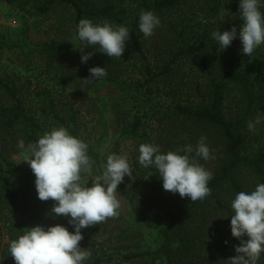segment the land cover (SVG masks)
<instances>
[{"label":"rangeland","instance_id":"obj_1","mask_svg":"<svg viewBox=\"0 0 264 264\" xmlns=\"http://www.w3.org/2000/svg\"><path fill=\"white\" fill-rule=\"evenodd\" d=\"M46 1L14 0L7 3L0 0V78L14 87L24 101L25 113L37 122V139L46 131L63 126L71 135L88 144V149L98 158V163L93 164L95 175L102 174L109 154L127 156L134 174L132 177L126 176L118 185L121 201L119 215L82 229V234L84 239L91 241L88 245L93 247L95 255L103 258L102 264H160L155 251L165 240L162 231L167 222L166 215L177 203H186L188 199L181 198L178 193L165 191L155 169L139 164L138 149L141 144L154 143L160 146L162 152L174 151L183 147L184 143L195 146L201 136L207 138L209 148L213 147L216 151L222 149L224 143L217 133L183 118L175 119L173 113L175 103L195 108L200 105L205 93V80L190 63L183 62L175 67L167 79L158 78L145 83L143 65L134 58L127 46L121 58H110L95 52L98 51L95 46L93 49L85 48V53L94 54L86 64H82L79 51L82 45L76 38L74 10L63 3H54L43 10ZM83 1L97 8L109 4L117 8L121 4L128 11H137L140 0ZM217 2L220 5L219 17L225 23L223 27H227L226 30L228 27L236 28L239 35L240 27L232 23L234 14L229 12L231 0ZM203 3V0H186V7L191 6L190 10L194 11L190 15L193 22L202 21L200 6ZM160 33L161 30L157 28L154 35L159 36ZM190 33L188 38L191 37ZM161 39L162 47L169 45L167 39ZM60 45L68 47L51 50V47ZM147 46L150 48L151 44L147 43ZM262 46L256 50V57L261 56ZM163 51H166L165 48L159 46L157 50L148 51V60L154 71H158L166 57L160 54ZM240 52L239 40L226 51L217 44L218 55L235 60H246L255 55L244 58ZM95 66H106L107 77L98 81H85L90 78L89 68ZM81 72L85 75L78 76ZM261 82L264 86V78ZM177 84L181 86L180 91L175 90ZM198 85L201 90L194 96L193 90ZM228 92L225 93L222 114L225 119L234 120L239 117L242 104L237 100V93L233 90ZM1 104L11 106L14 101L0 89ZM258 109L264 112V107ZM256 114L257 111L248 117V121ZM186 127L191 129V133L187 132ZM242 135L243 155L252 156L264 146V124L259 125L254 132L246 126ZM20 139L23 136L17 131L13 134L0 130V170L5 169V160L22 163L29 159L30 153L17 147ZM200 164L212 173L213 168L209 163L200 161ZM234 177L243 191H252L258 184L256 175L246 167L238 169ZM31 182L32 170H25L14 177L7 197L3 193L0 195V262H5L6 255H10L9 242L19 236L16 234L21 224L30 228L37 225L39 218L38 224L48 226L59 223L72 231L65 218L54 220L46 215L50 213L53 201L45 205L36 200ZM216 198L222 201L225 210L217 208ZM234 198L230 188L224 186L210 197L197 215L171 226L166 233L168 239L164 242L167 246L166 255L171 261L178 259L179 252L191 259L208 257L217 243L225 244V241L228 244L223 253L227 257H220L216 261L214 258L206 264H224L223 260L234 256L233 245L239 243L230 232V215L233 214L230 205ZM8 200L15 207L6 204ZM26 203L29 204L25 213L22 207ZM40 207L43 209L39 212ZM35 210L38 213L36 216L33 214ZM96 226L99 228H94ZM139 253L147 255L127 258V255ZM108 254L112 256L107 259ZM164 262L167 264L166 260ZM259 264H264V256Z\"/></svg>","mask_w":264,"mask_h":264},{"label":"clouds","instance_id":"obj_2","mask_svg":"<svg viewBox=\"0 0 264 264\" xmlns=\"http://www.w3.org/2000/svg\"><path fill=\"white\" fill-rule=\"evenodd\" d=\"M264 0H240L241 28L215 30L212 39L224 51L239 40L240 55L252 57L264 45ZM158 15L141 11L138 28L145 38L154 35L160 26ZM131 33L127 25L113 24L108 20L93 22L81 19L76 27V38L82 47L80 61L86 64L94 52H84L95 46L108 57L121 58ZM90 78L98 81L107 77V68H89ZM264 124V112L247 122L249 131H256ZM17 147L30 153L27 163L35 176L37 198L52 200V219L65 218L72 231L63 224H37L9 242L10 256L15 264H86L92 253L83 248L82 229L97 225L109 217L119 215L121 208L120 185L126 176L132 177V166L125 155L112 153L107 156L102 174L95 175L94 161L88 155V144L59 126L46 131L35 142L25 145L18 140ZM137 160L142 167L154 168L165 191L179 194L190 203H202L211 196L208 187L213 180L210 171L201 166L214 160L207 138L201 136L195 146L184 145L176 150L162 152L159 145L145 143L139 146ZM194 153V155H193ZM198 158V159H197ZM86 177H92L87 180ZM91 181V186H89ZM231 236L239 241L233 245L235 255L223 260L224 264H259L264 256V183L252 191H240L231 201ZM247 237V239H245ZM228 244V241H225Z\"/></svg>","mask_w":264,"mask_h":264},{"label":"trees","instance_id":"obj_3","mask_svg":"<svg viewBox=\"0 0 264 264\" xmlns=\"http://www.w3.org/2000/svg\"><path fill=\"white\" fill-rule=\"evenodd\" d=\"M5 1L11 3L14 0ZM203 1L204 3L200 6V11L203 14L202 21L197 22L192 21L190 15L194 14V11L190 10L191 6L186 7V0H140L137 11H128L121 4L117 8L113 4L97 8L83 0H47L43 10L54 3H63L69 5L74 10L75 22L77 24L81 19L87 18L92 21L108 20L116 25H127L131 36L126 42V46L134 58L143 65L144 76L146 77L145 83H151L158 78L160 80L167 79L177 65L183 62L190 63L198 75L204 78L205 93L201 98L200 105L196 106V108L194 106L175 103L173 107L175 119L183 118L186 121H191L203 127L205 130L210 129L220 136L224 143L222 149L216 151L215 148H210L214 156V160L209 162V165L213 168V180L208 185L211 191L210 197H213L224 186L230 188L235 196L238 192L243 191L241 185L234 177V173L242 167L249 168L253 171L258 178V184L264 183V146L258 149L252 156L243 155L241 151L244 141L242 132L247 126L248 117L257 111L258 107H264V86L261 82L264 78V45L262 46V51H260V57H256L257 53H255L253 58L235 60L232 57L218 55L216 53L217 43L212 39L211 33L218 29L224 31L227 27H223L225 23L219 17L220 5L217 0ZM239 6L240 0H231L229 12L234 14L232 23L241 28ZM141 11H152L159 16L161 21L158 27L161 30L159 36L154 35L153 37L145 38L143 33L140 32L138 21ZM178 12L179 14L174 17L173 15ZM230 28L228 27V30ZM189 32H191L190 38H188ZM161 38L167 39L169 45H163L162 47ZM147 43L151 44L150 48H148ZM157 46L165 48L166 51L160 54L166 57L164 61L162 60V64L159 65L158 71H154L148 60V51L150 49L157 50ZM67 47L68 45L53 46L51 50H62ZM252 74L254 75L252 76ZM83 75H85L84 72L78 74V76ZM175 88V90H181V86L178 84ZM200 88V85L194 88V96H196L197 92H200ZM0 89L7 97L14 101V104L11 106H4L3 104L0 106V130L5 133L12 132L14 134L15 131L21 133L26 146L35 142L37 140L36 132L39 130V127L34 118L25 113L24 101L17 95L14 87L4 82L1 78ZM227 90L229 91L228 93L232 92V90L237 93V100L242 104L240 115L234 120L225 119L222 114V106ZM178 91H175V93H178ZM186 129L188 133H191L190 128L186 127ZM184 145L186 144L184 143ZM88 155L94 161V164L98 163V158L93 151L88 149ZM4 163L5 169L0 170V195L4 194L6 198L7 194L10 193L14 177L25 170H31V168L27 162L14 163L5 160ZM34 180L35 176L32 173L31 187L35 189ZM28 194H25V196ZM34 194L36 195V200L42 202V204L46 205L51 201L39 200L36 189ZM210 197L202 203H190L189 200L186 203L184 201L177 203L166 215L167 222L166 224L164 223L165 227L162 231L165 240L168 239L166 238V233L171 226L197 215L203 206L208 203ZM27 201L30 200L27 199ZM215 203L218 209H226L222 201H219L217 198L215 199ZM6 204L15 207L14 203L9 200ZM28 204L26 203L22 207L25 213L27 212ZM42 209L40 207L38 209L39 212ZM14 211L16 212V210ZM33 212L35 216L38 214L36 210ZM38 223L39 218H37L36 224ZM26 227L28 226L25 224L19 225L16 235L23 234ZM94 228L98 229L99 227L96 226ZM197 229L199 230L198 224ZM88 242L91 243L88 239H83L80 242L81 247H89L92 253L86 264H102L103 258L95 255L93 247L88 245ZM164 242L155 251V254L158 256L156 258H158L160 264H165L164 260L167 261V264H206L214 258L216 261L220 257H227L223 253L226 244L217 243L215 249L208 257L191 259L183 256L182 252H179L177 254L178 259H175L173 262L166 255L167 246ZM144 255H147V253L131 254L127 255V258L143 257ZM111 256L108 254L107 259ZM4 263L15 264V261L10 255H6L5 262H0V264Z\"/></svg>","mask_w":264,"mask_h":264}]
</instances>
